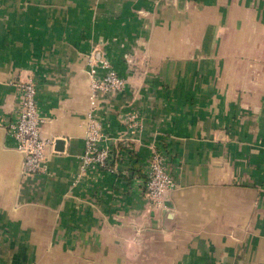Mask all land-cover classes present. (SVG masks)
<instances>
[{
  "label": "crops",
  "instance_id": "1",
  "mask_svg": "<svg viewBox=\"0 0 264 264\" xmlns=\"http://www.w3.org/2000/svg\"><path fill=\"white\" fill-rule=\"evenodd\" d=\"M92 56L125 81L94 104ZM27 81L51 143L30 176L5 127ZM92 116L120 169L79 179ZM151 144L156 209L125 173ZM0 264H264V0H0Z\"/></svg>",
  "mask_w": 264,
  "mask_h": 264
},
{
  "label": "built area",
  "instance_id": "2",
  "mask_svg": "<svg viewBox=\"0 0 264 264\" xmlns=\"http://www.w3.org/2000/svg\"><path fill=\"white\" fill-rule=\"evenodd\" d=\"M101 71L102 75H98ZM89 75L91 77V98L93 104L101 95H117L124 91L125 81L115 71L108 59L91 57ZM20 94V109L12 122L6 125V131L14 142L15 149L22 156V174L38 175L46 170L45 149L51 145L41 134L43 119L37 106V87L32 81L17 84ZM144 130L142 117L131 114L125 122V131L130 142H136ZM114 139L102 131V124L93 116L88 122L85 147L80 157L78 178L95 179L101 173L116 174L120 169ZM122 143L125 140H120ZM128 146L127 143H124ZM115 145V144H114ZM168 153L159 144L149 145V154L143 167V179L136 174H126L139 186L143 195L154 209L163 207L167 194L176 187L169 170ZM131 174V175H130ZM94 181V180H92Z\"/></svg>",
  "mask_w": 264,
  "mask_h": 264
},
{
  "label": "water",
  "instance_id": "3",
  "mask_svg": "<svg viewBox=\"0 0 264 264\" xmlns=\"http://www.w3.org/2000/svg\"><path fill=\"white\" fill-rule=\"evenodd\" d=\"M61 144H62L61 141H60V142H57V145H58V146H59V145L61 146Z\"/></svg>",
  "mask_w": 264,
  "mask_h": 264
}]
</instances>
